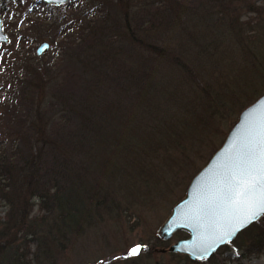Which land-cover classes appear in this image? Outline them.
<instances>
[{"label":"trees","instance_id":"16d2710c","mask_svg":"<svg viewBox=\"0 0 264 264\" xmlns=\"http://www.w3.org/2000/svg\"><path fill=\"white\" fill-rule=\"evenodd\" d=\"M129 1L79 0L74 22L58 29L63 38L54 60L20 50L21 62L9 60L0 72L6 75V98L0 97V202L8 205L0 218L3 264H31L35 237L41 240L33 258L47 262L51 243L62 246L107 216L123 214L156 177L152 164L165 167L164 151L175 145L185 152L186 136L191 140L200 125L243 107L244 94L260 85L258 79L216 89L197 57L165 48L152 33L157 23L171 21L172 0H146L149 6L138 11L125 8ZM245 28L241 24L238 48L263 79L264 28ZM244 233L248 253L263 250L264 216L238 237ZM170 254L188 264L213 257ZM141 259L131 263L145 264Z\"/></svg>","mask_w":264,"mask_h":264},{"label":"rangeland","instance_id":"374dc122","mask_svg":"<svg viewBox=\"0 0 264 264\" xmlns=\"http://www.w3.org/2000/svg\"><path fill=\"white\" fill-rule=\"evenodd\" d=\"M78 1L70 0L55 6L37 0H0L3 29L10 38L9 42L0 45V72L9 60L21 62L16 58L20 50L21 56L39 57L36 48L44 40L51 43V48L43 57L54 60L58 54V42L63 38V34H58V29L65 22H74L71 19L78 8ZM160 1L163 0H152L155 3ZM189 2L194 3L192 0ZM48 5L53 8H47ZM148 6L146 0H130L128 5L125 4V8L131 11ZM168 14L171 18L169 23L155 25L152 31L155 38L165 48L197 57L199 62L206 65L205 72L216 89L230 91L240 83L249 84L258 79L260 85L250 88L244 94L243 107L237 105L226 118L216 116L209 121L208 126L200 125L197 133L201 132L191 140L186 136L185 152L175 145L164 151L165 167L161 169L155 163L152 164V177L155 173L156 177L145 188L144 196L133 201L123 214L107 216L100 224L72 236L62 246L51 243V259L47 262L42 258L38 261L33 258L37 241L41 240L35 237L30 245L29 258L33 259L31 264H132L134 259L140 257H143L141 260L145 264H188L182 257L176 258L170 252L158 251L160 248H168L180 237L176 234L168 240L167 246H163L157 231L170 215L173 206L185 196L192 178L223 144L240 112L264 93V78L259 77L257 67L251 64L249 55L243 57L238 48L239 43L244 42H240L241 24L245 23L246 31L264 28V0H195L192 7H185L180 1L172 0ZM257 22H261V26H256ZM231 46L235 48V53L231 51ZM4 78L6 75H0V97L6 98L1 88L6 82ZM259 88L262 89L261 95L252 99ZM199 117L194 116V120ZM7 210L8 205L0 202V218ZM248 236L249 233L237 236L236 243L233 241L225 245L209 261L200 264H264V249L250 254L242 246ZM19 241L24 242L23 238ZM136 244L142 245L140 254L127 255ZM145 247H149V251H145ZM0 264H3L1 256Z\"/></svg>","mask_w":264,"mask_h":264},{"label":"water","instance_id":"95a60500","mask_svg":"<svg viewBox=\"0 0 264 264\" xmlns=\"http://www.w3.org/2000/svg\"><path fill=\"white\" fill-rule=\"evenodd\" d=\"M37 1L60 6L70 0ZM9 40L4 32L0 15V45ZM50 48L51 43L44 40L37 46L36 55L44 56ZM262 123H264V93L240 112L238 120L223 144L192 178L185 196L173 206L170 215L157 231L159 238L164 241L171 240L181 231L188 232V236L178 238L168 248L158 249L159 252L185 254L193 261L209 259L221 247L234 241L243 230L264 216V213H261L245 226L239 227L247 213V207L241 204L232 208L225 201L217 198L223 186L221 182L233 170L237 157L244 151V145L249 138L248 129L251 128L258 133ZM225 209L230 213L227 218H225ZM225 233L231 234L225 235Z\"/></svg>","mask_w":264,"mask_h":264},{"label":"snow or ice","instance_id":"6c2138e0","mask_svg":"<svg viewBox=\"0 0 264 264\" xmlns=\"http://www.w3.org/2000/svg\"><path fill=\"white\" fill-rule=\"evenodd\" d=\"M247 136L249 138L244 145V151L237 157L233 170L221 182L223 186L217 197L232 208L241 204L247 207V213L239 227L245 226L264 213V123L260 125L258 133L249 128ZM229 215L230 213L225 209V218ZM230 234L225 233V235ZM142 250V245L136 244L129 249L127 255L136 256Z\"/></svg>","mask_w":264,"mask_h":264}]
</instances>
